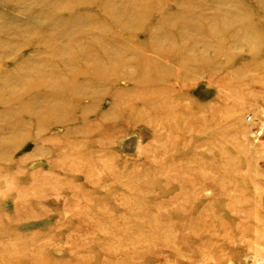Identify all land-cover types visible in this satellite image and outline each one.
<instances>
[{
  "label": "rangeland",
  "instance_id": "obj_1",
  "mask_svg": "<svg viewBox=\"0 0 264 264\" xmlns=\"http://www.w3.org/2000/svg\"><path fill=\"white\" fill-rule=\"evenodd\" d=\"M60 1L74 0H0V57L37 54L34 37L43 42L59 30L51 17ZM259 1L194 0L195 13L201 6V15L213 17L203 25L216 36L190 31V47L235 42L234 59L218 62L228 69L199 74L196 61L180 97L165 94L175 100L167 114L117 123L125 134L110 146L96 130L79 134L78 143L105 144L79 152L97 163L91 170L75 160L68 171L54 168L53 146L40 150L29 141L18 148L13 158L28 160L24 175L38 171L45 182H15L11 190L24 191L16 200L11 190L3 194L0 256L15 264H264V71L250 68L256 59L264 64V45L242 32L263 25ZM204 52L209 65L217 63ZM102 97L103 112L112 101ZM57 129L49 135L61 146L64 131Z\"/></svg>",
  "mask_w": 264,
  "mask_h": 264
},
{
  "label": "bare ground",
  "instance_id": "obj_2",
  "mask_svg": "<svg viewBox=\"0 0 264 264\" xmlns=\"http://www.w3.org/2000/svg\"><path fill=\"white\" fill-rule=\"evenodd\" d=\"M64 2L58 3L61 7L51 17V23L56 27L58 24L59 30L51 33L45 42L34 37L37 54L22 59L0 57V201L5 191L15 189V182L25 181L31 187L45 182L39 180L45 177H41L42 173L39 177L38 171L24 175L27 159L13 158V154L26 142L40 146V150L53 146V152L49 154L54 160V168L68 171L75 160L83 161L85 168L91 170L97 163L79 152L82 149H100L105 144L78 143L74 138L79 134L87 136L91 129L96 130L100 138L108 141V146L112 145V141H116L114 137L124 133L117 123L123 125L129 120L135 124L149 115L167 114L166 105L173 104L175 100L165 94L174 91L180 97L182 93L178 86L192 78L196 61L200 60L199 70L196 69L199 74H214L221 66L228 69L227 63L219 65L220 58L234 56L231 50L236 43L226 39H217L218 46L213 49L208 44L203 46V50H199L197 45L191 48L190 34L193 33L190 31L216 36L213 29L206 32L203 25L213 17L201 15V6L199 13H195L194 0H121V3L117 0H74L71 5ZM258 5L263 8L260 10L262 21H259L263 25L250 24L242 32L245 38L248 33H253L252 37L262 42V48L264 0H260ZM230 17L237 18V15ZM243 19L252 20L251 17ZM187 24L193 30L185 29ZM204 50L210 52L212 62H217V65L206 62ZM261 62L253 60L250 68L264 71ZM166 68L182 74V79L168 76ZM122 81H126L129 88L118 90L116 86ZM102 95L112 101L111 107L103 112ZM77 125L78 129H75ZM57 128L64 131L62 139L65 144L61 146L53 139L54 135L52 138L49 135ZM6 130L7 135L3 134ZM60 157L63 158L61 162H56L55 159ZM79 165L76 168H80ZM18 172L19 177L12 175ZM23 193L19 188L13 198ZM22 208L18 206L15 211ZM1 216L0 213V219H3ZM0 221L1 224L6 223L5 219ZM15 263H19L16 258L0 256V264Z\"/></svg>",
  "mask_w": 264,
  "mask_h": 264
}]
</instances>
